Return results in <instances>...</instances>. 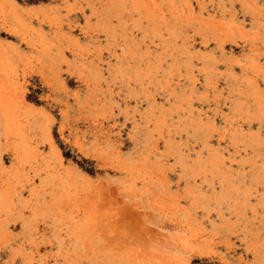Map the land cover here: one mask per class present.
I'll return each mask as SVG.
<instances>
[{
  "label": "rangeland",
  "instance_id": "374dc122",
  "mask_svg": "<svg viewBox=\"0 0 264 264\" xmlns=\"http://www.w3.org/2000/svg\"><path fill=\"white\" fill-rule=\"evenodd\" d=\"M0 264H264V0H0Z\"/></svg>",
  "mask_w": 264,
  "mask_h": 264
},
{
  "label": "bare ground",
  "instance_id": "6f19581e",
  "mask_svg": "<svg viewBox=\"0 0 264 264\" xmlns=\"http://www.w3.org/2000/svg\"><path fill=\"white\" fill-rule=\"evenodd\" d=\"M178 258V257H177Z\"/></svg>",
  "mask_w": 264,
  "mask_h": 264
}]
</instances>
